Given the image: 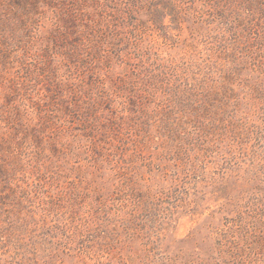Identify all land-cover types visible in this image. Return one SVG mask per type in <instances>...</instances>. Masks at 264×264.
Listing matches in <instances>:
<instances>
[{
  "label": "rangeland",
  "instance_id": "1",
  "mask_svg": "<svg viewBox=\"0 0 264 264\" xmlns=\"http://www.w3.org/2000/svg\"><path fill=\"white\" fill-rule=\"evenodd\" d=\"M0 264H264V0H0Z\"/></svg>",
  "mask_w": 264,
  "mask_h": 264
}]
</instances>
